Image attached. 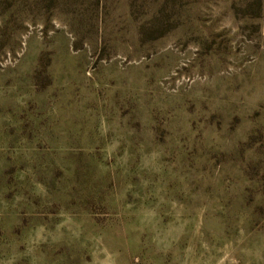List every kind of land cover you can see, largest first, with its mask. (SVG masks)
I'll return each mask as SVG.
<instances>
[{"label": "rangeland", "instance_id": "374dc122", "mask_svg": "<svg viewBox=\"0 0 264 264\" xmlns=\"http://www.w3.org/2000/svg\"><path fill=\"white\" fill-rule=\"evenodd\" d=\"M0 264H264V0H0Z\"/></svg>", "mask_w": 264, "mask_h": 264}]
</instances>
